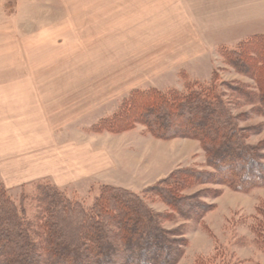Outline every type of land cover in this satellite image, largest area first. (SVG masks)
<instances>
[{
	"label": "trees",
	"instance_id": "trees-1",
	"mask_svg": "<svg viewBox=\"0 0 264 264\" xmlns=\"http://www.w3.org/2000/svg\"><path fill=\"white\" fill-rule=\"evenodd\" d=\"M220 55L227 66L253 80L256 90L222 81L223 87L264 118V34ZM217 82L214 72L205 87L187 93L135 90L112 116L92 128L120 134L141 124L157 139L196 140L209 171L178 169L144 195L105 185L88 209L55 186L38 185L29 200L36 204L32 218L0 182V264H179L187 245L184 233L165 229L163 222L175 216L201 222L213 208L202 200L207 191H185L206 184L239 193L264 188V141L248 143L250 134L261 128L240 127L242 115H233ZM219 194L216 191L215 197ZM146 199L160 200L171 213H156Z\"/></svg>",
	"mask_w": 264,
	"mask_h": 264
},
{
	"label": "crops",
	"instance_id": "crops-1",
	"mask_svg": "<svg viewBox=\"0 0 264 264\" xmlns=\"http://www.w3.org/2000/svg\"><path fill=\"white\" fill-rule=\"evenodd\" d=\"M256 1L236 10L238 0H230L227 12L209 9L213 0L199 1L198 11L189 8V0L173 3L157 20L161 34L147 35L145 29L124 37L129 45L135 39L139 52H124L122 60L115 52H85L83 36L68 30L76 26L71 19L59 26L66 28L59 42L64 51L46 52L37 37L25 52L0 51V59L29 61L18 63L10 80L0 77V182L10 192L40 181L62 189L122 188L112 180L123 137L95 135L92 127L112 116L133 90L168 89L181 71L190 75L211 47L264 34V4L260 8ZM212 69L210 60L205 70Z\"/></svg>",
	"mask_w": 264,
	"mask_h": 264
},
{
	"label": "rangeland",
	"instance_id": "rangeland-1",
	"mask_svg": "<svg viewBox=\"0 0 264 264\" xmlns=\"http://www.w3.org/2000/svg\"><path fill=\"white\" fill-rule=\"evenodd\" d=\"M181 1L0 0V51L12 53L19 47L20 51L25 52L28 50V44L34 43V37L46 43V52L64 51L65 49L62 48L64 45L59 42L63 41L60 32L61 30L65 31L66 28L59 26L63 19H71L76 23V26L68 30L73 34L83 36L87 42L82 44L85 52L97 50L115 52L116 57L122 60L124 52H132V55L139 52L136 50L137 45L134 42L136 40L132 39V45H129V41L123 42L124 37H134V34L138 35L145 29H147V35L161 34V27L157 24V20L159 22L162 11L170 10L173 3L178 5ZM199 1L201 0H198L197 4V0H189V5L187 2L184 6L188 5L190 9L198 11L203 5ZM202 1L211 3V0ZM213 2L209 8L213 11L225 10L227 12V6L229 9L231 8L230 0H213ZM237 3L236 10L241 8L247 10V7L250 9L257 1L238 0ZM263 4L264 0H261L260 8ZM244 13L246 16L245 11ZM261 23L264 24V19L261 20ZM239 43L240 41L230 42L217 49L211 47L206 57L196 62V65L200 67L189 68L193 71L190 75L181 71L177 79L179 84L174 83L163 91L178 89L181 93H187L191 89H200L205 87L211 81L213 73L217 72L218 90L224 93L233 115H242L239 119L240 127L261 128L260 131L258 130L259 132L257 131L258 133L250 134L248 140L249 144L256 146L264 141V118L258 116L252 106L238 100L236 94L228 91L222 85L223 81L256 90L253 80L235 72L221 58V50L236 49ZM41 46L44 47V44ZM70 47L75 50L74 45H70ZM134 59L132 58V61ZM210 60L213 61L212 72L205 70ZM26 62L29 61H17L11 58L0 59V77L10 80L9 77L16 75L13 68H16L18 63ZM119 106L120 104L116 110ZM134 127L120 134L97 133L91 129L95 135L109 133L123 137L124 142L119 145L122 150L116 151L115 154L114 167H116V171L113 173L112 180L115 184L123 185V189L144 195L143 193L147 189L166 179L178 169L195 167L201 170H210L207 168L205 153L198 141L186 138L161 140L151 136L141 124H136ZM117 148L119 147L117 146ZM261 152L264 153V150ZM45 184L55 186L48 181H40L14 192L7 191L17 205L26 208L28 217L32 218L37 210L36 204L29 200L36 195L37 186ZM103 186L88 187L86 185L65 189L55 187L68 198L80 202L83 207L88 209L99 196ZM208 189L209 193H207ZM204 191L207 192L202 196V200L212 205L213 208L203 216L201 222H184L176 216L173 221L163 222L165 229H179L184 233L187 245L179 264H264V188H256L248 193H239L227 187L206 184L191 188L185 191V194L193 195ZM216 191L220 192L217 197H215ZM21 199L23 200L21 201ZM146 201L156 213H171L170 209L160 200L146 199Z\"/></svg>",
	"mask_w": 264,
	"mask_h": 264
}]
</instances>
